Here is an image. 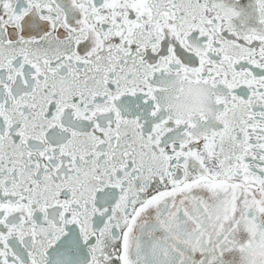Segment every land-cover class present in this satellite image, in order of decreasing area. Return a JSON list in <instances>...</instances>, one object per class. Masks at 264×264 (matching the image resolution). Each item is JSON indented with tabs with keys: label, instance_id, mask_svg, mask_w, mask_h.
I'll return each instance as SVG.
<instances>
[{
	"label": "flooded vegetation",
	"instance_id": "obj_1",
	"mask_svg": "<svg viewBox=\"0 0 264 264\" xmlns=\"http://www.w3.org/2000/svg\"><path fill=\"white\" fill-rule=\"evenodd\" d=\"M222 185L264 195V0H0V264H130Z\"/></svg>",
	"mask_w": 264,
	"mask_h": 264
},
{
	"label": "water",
	"instance_id": "obj_2",
	"mask_svg": "<svg viewBox=\"0 0 264 264\" xmlns=\"http://www.w3.org/2000/svg\"><path fill=\"white\" fill-rule=\"evenodd\" d=\"M128 240L130 264H264V195L233 185L167 195Z\"/></svg>",
	"mask_w": 264,
	"mask_h": 264
}]
</instances>
